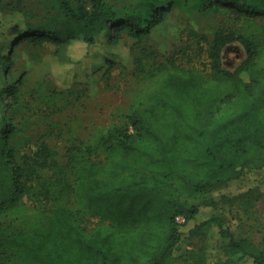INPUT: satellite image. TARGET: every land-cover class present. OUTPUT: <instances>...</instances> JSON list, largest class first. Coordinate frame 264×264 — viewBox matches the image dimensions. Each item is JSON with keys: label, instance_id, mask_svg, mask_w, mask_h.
<instances>
[{"label": "trees", "instance_id": "16d2710c", "mask_svg": "<svg viewBox=\"0 0 264 264\" xmlns=\"http://www.w3.org/2000/svg\"><path fill=\"white\" fill-rule=\"evenodd\" d=\"M49 3L36 20L27 9L0 0V14L23 13L0 44L4 79L15 46L52 44L60 89L21 91L22 77L16 84L0 82V100L9 98L5 109L20 115L16 125L12 116L0 115V218L21 223L0 222V264H168L183 257L189 264H264V247L236 239L225 217L198 219L200 207L215 209L212 201L193 202L194 193L238 178L245 167L264 172V47L251 37L216 33L206 74L195 67H146L135 58V74L159 80L158 91L146 104L131 102L124 122L95 130L86 142L67 139L63 154L46 136L20 139L23 130L48 124L43 119L56 112L55 95L69 96L72 86L95 83L122 64L121 53L112 49L122 42L121 33L138 45L171 8L185 15L223 9L264 17V0H139L126 10L101 0H90L89 9L74 0ZM52 10L58 17L48 22ZM234 42L246 58L230 72L222 50ZM75 45L85 52H73ZM68 73L69 87H61ZM234 105L237 111L220 116ZM252 153L259 155L256 161L248 159ZM24 199L43 208L34 224L27 223ZM83 217L99 223L86 229ZM220 239L228 240L225 247L211 245ZM192 241L197 249L186 248Z\"/></svg>", "mask_w": 264, "mask_h": 264}, {"label": "rangeland", "instance_id": "374dc122", "mask_svg": "<svg viewBox=\"0 0 264 264\" xmlns=\"http://www.w3.org/2000/svg\"><path fill=\"white\" fill-rule=\"evenodd\" d=\"M49 1L4 0V2L18 4V9H27L30 13H34L36 20L43 19L39 14L44 15V9L50 6ZM74 1L84 4L86 9L90 8V0ZM101 1L116 10H126L135 7L139 0ZM184 3L188 7L189 1ZM50 13L48 22L58 17L53 10ZM22 16V11L17 9L10 13L0 14V44L10 38L11 26L21 20ZM44 18L47 19L46 16ZM230 32L235 35H247L264 47L263 16L247 18L245 15L228 13L223 9L204 13L192 11L190 15H185L177 8L168 9L164 21L146 34L140 44L132 45L128 36L121 33L122 42L112 49L121 53L122 64L111 69L95 83L72 86L69 96L55 95L54 103L57 110L54 113L49 112V115L43 119L48 124H37L23 130L20 139L34 141L40 136H46L48 144L63 154L67 139L78 138L86 142L95 130L112 123L124 122L131 102L142 101L146 104L151 93L158 91L159 80L141 79V76L135 74V58L140 59L146 67L157 68L163 65L195 67L206 74L210 42L216 33ZM129 46L130 51L127 48ZM72 51L83 54L85 49L80 45H75ZM56 56V47L52 44L33 46L21 43L11 51L12 62L8 78L4 79L3 71H0V82L4 79L6 83L16 84L19 77H22L21 91H47L56 88L55 91L59 92L60 89L54 84V74L56 75L57 72V67L54 65ZM245 58V50L238 42L228 44L222 50L223 67L230 72L236 70ZM260 59L263 61L264 55ZM69 77V73L64 76L61 87H69ZM218 91L223 93L225 87L220 84ZM5 103H9L7 96L0 100V115H5L6 118L12 116L11 122L16 125L20 121L19 111L13 107L5 109ZM238 108V105H234L223 109L220 116L237 111ZM205 111L208 109L206 108ZM33 119L37 118L33 117ZM257 156L259 155L252 153L248 159L256 161ZM245 168L239 173L238 178H232L226 184L207 185L204 187V193H194L193 202L199 203L202 199H209L215 204V209L210 206L200 207L199 220L207 218L210 214L218 213L225 217L229 232L236 239H244L264 247V172L254 166ZM22 210L27 216L28 224H34L43 214L41 212L43 208L40 209L34 201L27 199H24ZM0 222H11L14 227L18 228L21 226L18 220L13 221L12 216L0 218ZM98 223L99 219L93 217H83L81 221L86 229H91ZM227 242V239H220L212 242L211 245L225 247ZM191 243H194L193 246H186L187 249L199 247L196 241ZM216 252V250H211L214 256ZM178 253L176 252L175 255ZM183 259L184 257L172 258L168 264H189Z\"/></svg>", "mask_w": 264, "mask_h": 264}, {"label": "built area", "instance_id": "2783aa9c", "mask_svg": "<svg viewBox=\"0 0 264 264\" xmlns=\"http://www.w3.org/2000/svg\"><path fill=\"white\" fill-rule=\"evenodd\" d=\"M176 221H177V223H182L184 220H183V218L182 217H176Z\"/></svg>", "mask_w": 264, "mask_h": 264}]
</instances>
